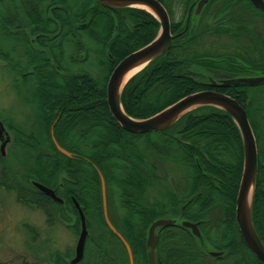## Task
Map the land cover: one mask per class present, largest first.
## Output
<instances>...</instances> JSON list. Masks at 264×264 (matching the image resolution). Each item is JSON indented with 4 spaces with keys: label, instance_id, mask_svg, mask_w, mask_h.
Masks as SVG:
<instances>
[{
    "label": "trees",
    "instance_id": "1",
    "mask_svg": "<svg viewBox=\"0 0 264 264\" xmlns=\"http://www.w3.org/2000/svg\"><path fill=\"white\" fill-rule=\"evenodd\" d=\"M158 1L168 12L173 42L124 86L120 102L127 116L143 120L188 95L210 90L206 76L230 79L264 74V28H259L264 26V17L247 0H222L211 16L213 25H202L201 20L220 0H210L198 17L192 8L199 0H179L183 10L179 21L168 0ZM0 5L4 32L0 33V61L14 75L16 88L23 87L25 95L34 99L30 130L27 124L7 126L11 146L23 152L24 167L13 169L0 155V184L8 180L5 189L15 192L17 201L25 199L39 207L49 225L55 209L64 207L66 214L75 216L77 236L80 220L74 199L88 230L80 264H129L123 244L104 222L96 170L105 181L108 218L129 245L133 264H148V229L158 219L174 224L156 230V264H262L247 249L235 221L243 145L229 115L214 107L197 108L165 132L133 135L122 130L108 111L106 83L111 72L158 34L159 23L150 13L137 8L108 10L94 0H0ZM207 36L229 37L238 46L235 52H221L218 46L206 45ZM80 54L83 58L78 59ZM93 65L94 72L90 70ZM56 82L61 86H50ZM261 89L217 91L244 107L254 132L257 175L251 212L264 245V129L255 116L258 109L264 111V100L257 103L254 95ZM73 112L79 117H72ZM89 112H96L107 128L109 140L96 141L98 147L82 138L85 130L72 137L76 124L82 128L91 122L82 121ZM51 134L72 158L55 149ZM159 161L175 167L182 188L176 190L177 196L174 190H158L157 200L148 204L146 193L159 181ZM61 171L68 178L62 188L57 183ZM17 175L22 181L12 179ZM31 181L52 189L64 203L53 202ZM181 222L197 224L201 238ZM201 239L219 256L208 255L200 247Z\"/></svg>",
    "mask_w": 264,
    "mask_h": 264
},
{
    "label": "water",
    "instance_id": "2",
    "mask_svg": "<svg viewBox=\"0 0 264 264\" xmlns=\"http://www.w3.org/2000/svg\"><path fill=\"white\" fill-rule=\"evenodd\" d=\"M103 8L108 10H122L126 8H142L151 13L159 22L160 30L156 38L144 47L134 51L123 58L111 72L106 83V103L107 108L115 122L125 132L133 135H145L150 133H161L171 128L188 112L201 107H215L229 115L236 124L243 145V167L241 179L235 200V221L239 234L246 245L247 249L262 264H264V245L256 233L251 217L252 196L255 187L257 174V147L255 136L247 118L245 109L234 99L214 91H202L188 95L174 104L168 106L159 113L143 119H132L123 111L120 97L121 92L128 82L125 81L128 74L137 69L144 68L151 61L162 56L168 51L173 41L170 31V19L164 6L158 0H94ZM252 5L264 14V2L262 0H248ZM208 0H200L197 5L195 14H198ZM264 85V74L261 77L249 79H236L223 81L220 84L210 83L212 88L234 87H258ZM52 142L55 149L67 158H72V154L60 147L53 135ZM10 142V138L5 131L3 124L0 122V153L5 155V147ZM101 184V201L103 218L108 229L123 244L129 264H133L132 252L124 238L116 231L107 215V204L105 195L104 179L98 173ZM33 186L43 195L51 198L54 202L62 204L53 190L39 183L33 182ZM74 206L79 214L81 231L75 246L74 258L70 264H78L83 259L86 237L88 235L85 217L76 201L73 200ZM174 222L169 219H158L154 221L148 229L146 247L148 249V264L155 263V249L157 246L156 230L161 227L173 225ZM183 228L189 229L192 234L201 238L197 224L191 222H182ZM210 256L217 257L218 253H210Z\"/></svg>",
    "mask_w": 264,
    "mask_h": 264
},
{
    "label": "rangeland",
    "instance_id": "3",
    "mask_svg": "<svg viewBox=\"0 0 264 264\" xmlns=\"http://www.w3.org/2000/svg\"><path fill=\"white\" fill-rule=\"evenodd\" d=\"M168 1L173 6L174 19L176 21L181 20L183 10L180 7L179 0ZM221 1L222 0L218 1L217 4H214L207 9L206 14L201 20L202 25L215 24L213 23L214 19L211 18V16L215 13V10L217 9L215 7L220 5ZM5 5L8 6V3ZM195 9L196 7L194 6L193 12ZM199 21L197 19L195 20V22ZM259 28H264V26H259ZM0 31V33L4 34L2 30ZM204 41L207 46L214 48L218 46L219 51L226 53L232 51L235 52V47L238 46V42L229 37L218 38V36H207ZM77 58H83V54H80ZM4 66V62L0 61V121L8 132L11 140V134L7 130V126L27 124L25 126L26 130H30L31 122H34V99H30L27 95L28 93L25 95V89L23 87H19V89L16 88V83L13 78L14 75L9 73ZM90 70L94 72L96 70L95 66H91ZM193 70L196 72H202L198 68H194ZM205 80L209 82L213 79L212 77L208 76L207 78L206 76ZM214 80L218 81L217 79ZM50 86L59 87L61 85L59 82H56L50 84ZM49 92L52 93V90ZM257 92L258 93H255L254 95L257 97V103H261L264 100V89ZM88 114H92L90 115V118L87 117ZM88 114L85 117L86 119L83 118L82 121L86 122L87 120H90L92 123L90 122L86 127L82 128L80 127V124H76L75 129L72 132V137L75 138L77 135H80L79 133L82 130H85L86 132L84 135L81 134L83 136L82 138H85L86 142L88 141L90 144L98 147V145L95 144L96 141L100 139L103 140V137L105 140H109L105 135L107 128L103 121L97 119L96 112H89ZM71 116L79 117L75 112H73ZM255 116L262 120V128L264 129L263 109H258ZM28 151L30 154L34 153L33 149ZM9 155L14 159H9ZM22 155V150L18 147L11 146V142H9L5 147V155L3 157H6V159L9 160L6 164L8 163L13 169H22L24 167V163H21ZM156 167L159 181L146 193L145 201L146 203L148 202V204H152L157 200L158 190H160V192L163 190H174V193H176L177 196V191H180L182 188V183L178 180L179 176L174 171L175 167L172 164L166 161H159L156 163ZM96 172L97 174L100 173L98 170H96ZM12 179L22 181V178L19 175ZM57 179V183L62 188V181L68 178L66 173L61 171L59 172ZM7 181L8 180L6 179H2V185L0 184V264H70V261L74 258L75 246L80 234V227L78 235L76 236V234H74L73 226L75 224L76 228L78 226L75 216L66 214L65 209L62 206L63 209H55V219H52L54 222L49 225L44 212L39 207L29 204L27 201H24L25 199H22L23 202L17 201L16 193L5 189L4 184ZM62 203H64L63 200ZM76 214H78L77 211ZM70 227H72L71 230ZM200 243V247L202 249L204 248L208 255H210V253H219L213 251L211 247L209 249L208 243L204 242L203 239H201ZM69 253L71 256L66 258L65 256ZM62 259L65 260V263H62ZM78 264H80V262Z\"/></svg>",
    "mask_w": 264,
    "mask_h": 264
},
{
    "label": "flooded vegetation",
    "instance_id": "4",
    "mask_svg": "<svg viewBox=\"0 0 264 264\" xmlns=\"http://www.w3.org/2000/svg\"><path fill=\"white\" fill-rule=\"evenodd\" d=\"M263 2H264V0H262ZM247 2H249L248 0H247ZM250 3V5L254 8V6L252 5V3L251 2H249ZM254 10H256L258 13H260L263 17H264V15H263V13L261 12V11H259L258 9H255L254 8ZM256 31V30H255ZM254 31V32H255ZM257 35H259L260 36V34H259V32L257 31V32H255ZM256 76H249L248 78H255ZM234 78H236V77H234ZM241 78H244V77H241ZM245 78H247V77H245ZM229 78H226V79H217L218 81H215L217 84H219V83H221L222 81H224V80H228ZM231 79H233V78H231ZM212 80H210L209 82H211ZM245 88V87H244ZM215 90H219V88H214V90L213 91H215Z\"/></svg>",
    "mask_w": 264,
    "mask_h": 264
},
{
    "label": "bare ground",
    "instance_id": "5",
    "mask_svg": "<svg viewBox=\"0 0 264 264\" xmlns=\"http://www.w3.org/2000/svg\"><path fill=\"white\" fill-rule=\"evenodd\" d=\"M140 70V68H137L133 71H131L128 76L126 77L125 81H127L131 76H133L136 72H138ZM243 167V166H242ZM219 254V253H218Z\"/></svg>",
    "mask_w": 264,
    "mask_h": 264
}]
</instances>
